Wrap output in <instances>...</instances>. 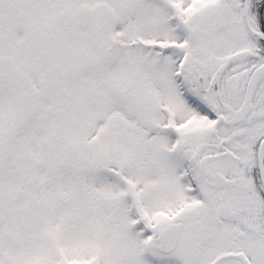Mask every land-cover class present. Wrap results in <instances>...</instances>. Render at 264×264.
<instances>
[{"label":"snow or ice","instance_id":"snow-or-ice-1","mask_svg":"<svg viewBox=\"0 0 264 264\" xmlns=\"http://www.w3.org/2000/svg\"><path fill=\"white\" fill-rule=\"evenodd\" d=\"M0 264H264V0H0Z\"/></svg>","mask_w":264,"mask_h":264}]
</instances>
